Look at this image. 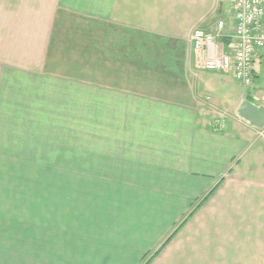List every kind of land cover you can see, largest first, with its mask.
Instances as JSON below:
<instances>
[{
  "label": "crops",
  "instance_id": "obj_1",
  "mask_svg": "<svg viewBox=\"0 0 264 264\" xmlns=\"http://www.w3.org/2000/svg\"><path fill=\"white\" fill-rule=\"evenodd\" d=\"M222 3L0 0V210L23 207L43 170L70 174L57 157H102L81 175L120 186L89 213L122 240L112 263L141 264L167 238L146 264H264V127L235 114L258 85L228 92L191 44L200 28L233 49Z\"/></svg>",
  "mask_w": 264,
  "mask_h": 264
},
{
  "label": "rangeland",
  "instance_id": "obj_2",
  "mask_svg": "<svg viewBox=\"0 0 264 264\" xmlns=\"http://www.w3.org/2000/svg\"><path fill=\"white\" fill-rule=\"evenodd\" d=\"M222 2V13L219 12V16H225V11L232 8L233 0H222ZM259 54L264 55L263 53ZM262 68V71L257 68L258 73L254 80L255 85H258L254 86L256 88L255 97L252 98L250 95L246 97L257 106H264V65ZM228 77L230 86L228 92L234 90L240 94L244 90L247 93L246 90L251 88H244L239 81L232 78L233 75L229 72ZM221 91L215 90L217 94H220ZM206 94H208L207 90L203 95ZM101 158L57 157L56 166L57 164L59 167L63 166V161L66 160L67 170L70 171V174L56 172L54 176L52 172L43 170L41 177L35 178L33 182L31 180L30 184V186H34L39 182L40 191L33 195L29 188L30 194L25 192L23 207L18 204L12 208V202L17 200L9 199L8 210L5 211L4 208L0 210V247L5 248V252L0 256V264L116 263H112L113 259L107 255H110L109 251L117 250L114 246H118L122 240L113 235L104 236V231L112 230V226L89 224L95 221L93 220L95 218H89V213L96 214L98 202L108 203L114 201V198L120 200L117 195L120 186L117 184L108 185L105 182V187L100 191L98 190L100 182L98 183L95 177L81 175L82 168H85L84 171L87 174L96 172V161ZM122 163L120 161L118 165L122 166ZM91 169L92 171H90ZM106 169L107 167H105ZM121 170L118 169L116 172L122 173ZM116 179L120 180L117 177ZM52 187L56 189L53 190ZM71 213L74 214L73 217ZM86 214L88 215L83 217ZM2 236L4 239H1ZM166 240L167 238L160 246L158 245L157 250H150L148 253L150 255L144 257V262L142 260L141 264L149 262L151 255H156ZM11 247L16 253H19L18 258L8 257ZM105 252L107 253L105 254Z\"/></svg>",
  "mask_w": 264,
  "mask_h": 264
},
{
  "label": "built area",
  "instance_id": "obj_3",
  "mask_svg": "<svg viewBox=\"0 0 264 264\" xmlns=\"http://www.w3.org/2000/svg\"><path fill=\"white\" fill-rule=\"evenodd\" d=\"M233 35L235 44L230 52L222 51L215 35L195 28L191 44L199 54V67L207 71L231 73L244 88L254 82V62L264 54V0H233ZM223 21L217 23L222 28Z\"/></svg>",
  "mask_w": 264,
  "mask_h": 264
},
{
  "label": "water",
  "instance_id": "obj_4",
  "mask_svg": "<svg viewBox=\"0 0 264 264\" xmlns=\"http://www.w3.org/2000/svg\"><path fill=\"white\" fill-rule=\"evenodd\" d=\"M235 114L256 128L264 126V106H256L244 99L235 109Z\"/></svg>",
  "mask_w": 264,
  "mask_h": 264
},
{
  "label": "trees",
  "instance_id": "obj_5",
  "mask_svg": "<svg viewBox=\"0 0 264 264\" xmlns=\"http://www.w3.org/2000/svg\"><path fill=\"white\" fill-rule=\"evenodd\" d=\"M212 192V190L210 191V193ZM210 193L209 194H207L205 197H204V199H206L209 195H210ZM173 234V233H172ZM171 234V235H172ZM171 235L168 237V239L171 237ZM165 243H166V241L164 242V244H162V246L161 247H163L164 245H165Z\"/></svg>",
  "mask_w": 264,
  "mask_h": 264
}]
</instances>
